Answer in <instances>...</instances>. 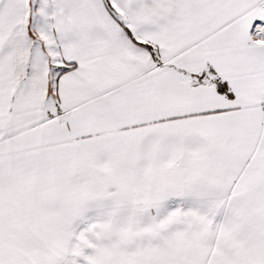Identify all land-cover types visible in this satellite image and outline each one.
Listing matches in <instances>:
<instances>
[{
    "label": "snow or ice",
    "instance_id": "1",
    "mask_svg": "<svg viewBox=\"0 0 264 264\" xmlns=\"http://www.w3.org/2000/svg\"><path fill=\"white\" fill-rule=\"evenodd\" d=\"M0 264H264V0H0Z\"/></svg>",
    "mask_w": 264,
    "mask_h": 264
}]
</instances>
